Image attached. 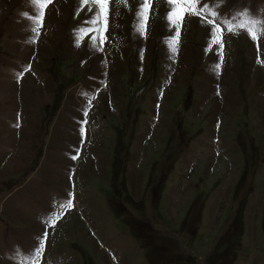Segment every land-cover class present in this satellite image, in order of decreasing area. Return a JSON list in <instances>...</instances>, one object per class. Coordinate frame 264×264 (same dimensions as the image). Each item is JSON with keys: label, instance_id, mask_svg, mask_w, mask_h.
<instances>
[{"label": "rangeland", "instance_id": "1", "mask_svg": "<svg viewBox=\"0 0 264 264\" xmlns=\"http://www.w3.org/2000/svg\"><path fill=\"white\" fill-rule=\"evenodd\" d=\"M137 8L110 0L93 47L92 5L51 0L36 35V5L0 0V264L45 231L39 264H264V30L222 25L221 49L188 12L173 51L163 0L144 35ZM240 8L264 16L217 22Z\"/></svg>", "mask_w": 264, "mask_h": 264}, {"label": "snow or ice", "instance_id": "2", "mask_svg": "<svg viewBox=\"0 0 264 264\" xmlns=\"http://www.w3.org/2000/svg\"><path fill=\"white\" fill-rule=\"evenodd\" d=\"M30 3L38 7V11L33 17L35 27L32 28V31L36 35H39L44 20V9L49 3H51V0H30ZM109 3L110 0H80V5H92L95 9L94 15L85 21L87 25H92L95 27L77 30V46L80 45V42L83 40L85 35H89L93 32L100 33L99 37L95 35L91 36L93 47H95L97 39H99L100 43L103 44L104 40L106 39L103 33L107 31ZM152 3L153 0H138V8L135 15L139 18V22L135 25V27L141 35L145 34ZM163 3L169 9L165 14V18L169 24L174 26L175 30V36L171 41L173 45V51L176 50L175 44L178 43L180 26L185 14L188 12H192L193 14H204L205 16L211 15L213 19L207 21L209 25H212L210 33L212 37L211 43L219 44L221 49H223L224 46L222 42V25L227 27V31L229 33L238 34V30H244L253 40H256L261 34V31L264 30V16L260 15L259 13L254 14L246 8H240L234 13L230 10L228 14H225V17L222 21L217 22V17L219 15L218 8L223 6V0H211V3L208 4H204L203 0H163ZM198 3L202 4V7L199 9H197ZM235 7L236 6L234 5L233 8ZM209 9H211V11H209ZM81 33H83V35H81ZM217 33H220V35L218 36ZM218 67L219 65H217V68ZM72 158L76 159V156H73ZM71 206V201H68L67 207L70 208ZM54 222L55 221H53V223ZM47 236L48 233L45 231L42 234V237L38 239L37 244L34 245L32 249H29L24 253L25 257L27 258V264H39L40 257L45 250L44 242L47 239ZM13 255H18V252L14 250Z\"/></svg>", "mask_w": 264, "mask_h": 264}]
</instances>
